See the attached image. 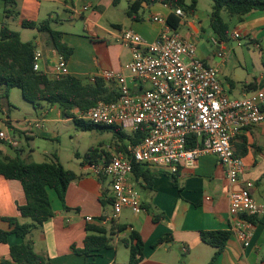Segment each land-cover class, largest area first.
I'll use <instances>...</instances> for the list:
<instances>
[{"label": "crops", "instance_id": "crops-1", "mask_svg": "<svg viewBox=\"0 0 264 264\" xmlns=\"http://www.w3.org/2000/svg\"><path fill=\"white\" fill-rule=\"evenodd\" d=\"M134 1L17 0L19 17L6 19V3L5 0H0V28L3 22H7L12 30L20 33L23 42H33L36 51L42 53L40 70L50 75L54 74L61 55L53 47L48 33L25 28L23 21L39 24L47 19L53 20L51 28L62 32L63 41L73 49V54L67 62L71 75L84 81H93L96 77H102L105 71L128 74L132 51L121 43L122 32L131 29L148 42H154L163 25L154 22L153 17L167 18L172 13L170 8L161 3L150 7L143 4L139 19L135 21L128 16V9ZM191 16L196 18L195 15ZM184 18L178 30L180 36L197 44L198 55L207 64L221 66L223 69L226 60H212L217 59L216 54H211L208 46L199 41L205 35L203 26H198L194 19ZM235 18L239 23L235 32H239L242 39L256 45L264 53V11L251 12L245 15L242 21L238 17ZM198 21L200 23V20ZM81 26L84 33L77 31ZM29 31L36 33L33 35L34 40L24 37ZM213 40H216L214 34ZM218 42L227 48V52L230 50L228 42ZM223 81L231 98H242L264 88V72L259 78L253 77L251 81L226 77ZM110 85L114 87V84ZM143 88L145 87L137 82L132 83V90L137 94L142 93ZM3 90L0 86V92ZM0 98H3V94H0ZM44 108L45 103L39 111ZM39 119L44 121L45 114L41 112ZM9 122L11 125L7 126L8 129L1 130L8 131L18 141V147L23 151L22 158L26 162H37L33 161L36 154L34 149L30 147L25 151L18 137L23 133L27 140L33 141L36 136H43L42 131H48V128H41L38 122L36 135L32 130L22 132ZM14 148L17 147L10 149ZM234 148L245 164L242 180L254 183L252 196L264 206V124L245 129L235 139ZM116 151L113 142L107 150H101L100 159ZM0 152V156L15 157L9 150ZM103 152L108 153V156ZM47 160H41L39 163ZM62 165L64 166L63 163ZM87 166L81 165L79 171L73 169L80 177L68 188L65 204L69 209H65L54 190H48L55 215L31 235L36 252L46 256L52 264H130L129 250L124 242L129 239L132 231L140 234L145 243L144 260L139 264H209L215 249L202 241L200 232L232 231L234 218L229 213L225 172L216 156L207 155L201 157L195 166L181 168L176 179L151 169L156 177L149 185L142 178L136 179L133 173L131 180L139 191L143 211L135 213L126 209L122 212L115 222L116 226L122 229L114 231L112 249L102 251L95 260L80 256L75 253L74 247H84L88 235L87 217L96 220L91 224L93 226L107 230L112 227L111 221H101L110 218L112 214L111 205L104 206L101 202L104 193L109 196V182L105 178L98 179ZM26 204L22 184L0 176V229L9 230V224L2 220L3 217L17 218L22 224L31 223V219L24 218L18 209ZM257 219L258 223L252 227L249 245H244L238 236L232 233L215 264H264V214ZM166 237L168 242L153 247L158 240ZM22 242L21 238L11 235L7 244H0V263L3 260H11L10 247Z\"/></svg>", "mask_w": 264, "mask_h": 264}, {"label": "built area", "instance_id": "built-area-1", "mask_svg": "<svg viewBox=\"0 0 264 264\" xmlns=\"http://www.w3.org/2000/svg\"><path fill=\"white\" fill-rule=\"evenodd\" d=\"M172 12L185 17L180 8ZM153 21L163 25L154 42L131 29L122 32L121 43L132 51L129 73L102 74L109 85L114 84L118 99L99 102L79 115L96 126L118 127L129 135L143 127L147 129L143 141L129 146L127 152L116 151L88 164L93 175L109 182L112 214L101 221L116 222L126 209L143 211L139 191L131 180L135 163L175 176L181 168L195 166L201 157L214 155L228 183L229 213L234 218L232 233L247 246L254 225L246 218L262 216L264 206L252 196L254 183L241 178L245 164L236 154L234 140L245 129L264 124V88L242 98H231L220 67L200 58L196 43L170 28L167 18L154 16ZM233 39L240 41L241 34L234 32ZM214 43L216 55L225 58L227 48L217 39ZM41 58L42 53L36 51L35 71L41 69ZM68 74V63L60 56L53 75L60 78ZM133 82L145 87L142 93L132 90ZM192 136L198 142L190 148ZM0 139L12 147L19 145L7 131L0 132ZM86 221L93 224L96 220L87 217Z\"/></svg>", "mask_w": 264, "mask_h": 264}, {"label": "trees", "instance_id": "trees-1", "mask_svg": "<svg viewBox=\"0 0 264 264\" xmlns=\"http://www.w3.org/2000/svg\"><path fill=\"white\" fill-rule=\"evenodd\" d=\"M212 1L210 26L216 39L220 42L230 41V24L225 20L224 13L231 17H238L242 21L244 16L251 12L264 11V0ZM5 3V18L19 17L17 0H5ZM157 3L167 5L171 10L180 8L187 16L195 15L198 7V0H135L128 9V16L136 21L139 19V12L143 4L150 7ZM52 21V19H47L39 24L23 21L22 25L25 28H33L48 33L53 47L68 62L73 54V49L63 41L64 34L62 32L51 28ZM181 22L182 18L175 15L174 12L167 17V24L173 30L178 31ZM35 53L36 46L33 42H23L19 32L12 30L7 22L2 23L0 28V86L4 88L3 98L8 99L13 89H20L24 100L32 104L35 110L42 109L43 103L52 106L58 105L62 116L71 118L83 131L102 130L111 133L117 151L127 152L129 146L140 144L147 136L145 127L141 128L139 132L129 135L118 127L96 126L80 119L78 115L86 114L99 102L116 101L118 94L114 87L101 77H96L93 81H84L71 74L55 78L54 75L44 71H35ZM76 110H78L77 114L75 113ZM5 125L10 126L11 124L6 121ZM197 142V137L192 136L190 148H193ZM0 144L7 143L0 139ZM9 147L12 148L10 145ZM14 150L15 157L0 156V176L7 180L19 181L22 184L27 204L19 206L18 209L24 218L31 219V223L22 224L17 218H2L9 224V230L0 229V244H7L11 235H16L23 242L11 246V260H3L0 264H52L46 256L36 252L31 235L55 215L48 190L52 189L58 194L67 210L69 208L66 206L65 200L68 188L80 176L75 171L66 169L56 155L42 163H29L22 158L23 151L19 147ZM100 152L98 148H91L85 154L81 165L97 163L102 157ZM103 153L108 156V153ZM76 156L79 157L78 154ZM133 173L136 179L142 178L149 185L156 177L150 168L136 163ZM178 175L179 173L174 178L176 179ZM102 178L105 177L100 179ZM103 195L102 204L104 206L111 205L112 199L106 193ZM246 219L253 225L258 223L257 217ZM86 229L88 235L84 241V247L81 249L74 247V251L80 256L95 260L102 251L113 248L114 231L121 230L122 227H117L116 223L112 222L111 229L107 230L88 223ZM231 235L232 231L226 230L200 232L202 241L215 249V254L209 264H215ZM168 241V237L162 238L153 247ZM124 244L129 250L130 264H139L144 260L145 243L140 234L132 231ZM180 264L184 263L181 262Z\"/></svg>", "mask_w": 264, "mask_h": 264}, {"label": "rangeland", "instance_id": "rangeland-1", "mask_svg": "<svg viewBox=\"0 0 264 264\" xmlns=\"http://www.w3.org/2000/svg\"><path fill=\"white\" fill-rule=\"evenodd\" d=\"M212 6V0H198L196 18L188 16L184 19H194L198 26L200 24L203 26L205 35L199 41L208 46L210 53L215 55L217 45L214 43V33L210 26ZM223 16L230 24V41L228 42L230 50L224 58L226 60L225 67L221 69L222 67L219 66L221 78L243 81H251L253 77L259 78L264 72V53L256 45L249 44L244 38H241L240 41L234 40L233 34L239 25L238 20L227 13H224ZM79 28L77 31L84 33L83 27ZM34 34L36 35L34 31H29L24 34V37L34 40ZM239 43L242 46H239ZM216 58L218 60H212L221 61L218 56ZM0 94H4V90ZM41 112L45 114L44 121L39 119ZM41 112L35 110L32 104L24 100L20 89H13L9 99L0 98V129H8L5 125L7 120L11 121L18 130L22 132L32 130L36 135L38 134L36 129L38 122L41 128H48V131H42L43 136L38 135L33 141L27 140L23 133L18 137L21 147L25 151L31 147L36 152L33 161L39 163L41 160L52 159V156L56 155L67 169L79 171L81 170L80 163L91 148L105 151L110 145H113L111 133L102 130L83 131L72 120L62 117L58 105L52 106L45 103V108ZM14 149H10L8 144H0V151L9 150L11 154L15 155ZM77 154L80 158L76 157Z\"/></svg>", "mask_w": 264, "mask_h": 264}]
</instances>
